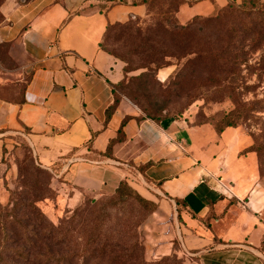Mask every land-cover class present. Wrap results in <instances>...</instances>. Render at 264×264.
I'll return each mask as SVG.
<instances>
[{
    "label": "crops",
    "instance_id": "obj_1",
    "mask_svg": "<svg viewBox=\"0 0 264 264\" xmlns=\"http://www.w3.org/2000/svg\"><path fill=\"white\" fill-rule=\"evenodd\" d=\"M119 1L2 0L0 157L4 142L23 133L59 193L73 204L84 193L111 194L126 180L158 209L165 202L172 216L178 215L177 201L185 204L181 227L175 222L178 248L189 263L264 264L258 167L247 189L232 190V178L218 169L228 168L226 160L215 166L216 156L183 143L190 133L183 121L156 123L123 96L106 122L115 100L112 84L122 80L124 63L100 42L108 23L146 13L143 5L126 0L131 6L125 9ZM120 129L124 137L105 155ZM230 129L222 133L225 151L236 145Z\"/></svg>",
    "mask_w": 264,
    "mask_h": 264
},
{
    "label": "trees",
    "instance_id": "obj_2",
    "mask_svg": "<svg viewBox=\"0 0 264 264\" xmlns=\"http://www.w3.org/2000/svg\"><path fill=\"white\" fill-rule=\"evenodd\" d=\"M162 1L167 2L168 5H162L160 0H131L132 5L145 7V15H134L127 21L107 25L100 47L125 62V66L122 80L112 84L115 100L106 111V122L122 98L118 90L142 81L146 84L151 77L157 79L158 71L164 67L176 65V70L168 78L162 80L159 77L157 80L163 83L172 80L176 86L182 84L186 76V68H195L200 65L217 68L216 71L222 78L218 77L214 82L233 81L232 75L238 73L237 65L240 63L237 56L246 49L255 50L264 45V14L261 0H241L240 3L236 0H227L221 7L216 5L215 0H211L216 6L210 14L196 15L183 23L177 16L180 7L184 4L194 5L201 0ZM155 3L162 12L154 13ZM145 17L148 22L140 26L138 20ZM222 20L227 21L221 24ZM218 24L223 27V37L220 42H215L211 37V29ZM115 31H118L119 38L124 42L121 53L112 51L105 45L107 38ZM126 40H130V43H126ZM138 69H144V71L137 76L129 75L130 72ZM209 79L211 77L207 78V76L206 79H199L195 83L196 88L204 87ZM124 95L132 101L131 95ZM134 104L137 105V103ZM144 116L156 123L170 118L169 116L151 117L149 114ZM179 118V116L174 117L177 120ZM242 118L243 111L239 108L232 109L214 125V130L221 135L227 128H237ZM123 137V131L120 129L117 138L110 141L104 154L109 155L113 144L122 140ZM26 146L32 154L30 146ZM249 152L257 151L251 146L242 149L240 154ZM30 160L32 161V158ZM9 167L8 164V169ZM141 170L144 171V168L142 167ZM46 171L29 163L27 172L20 171L22 182L18 183L14 190L8 189V202L6 204L0 202V264H90L92 261H99L96 264L101 262L107 264L176 263L174 254L148 262L144 257V246L139 241L137 231L127 229L123 222L113 223L108 210L124 206L128 202L135 201L152 212L157 208L156 203L142 197L126 180L120 182L115 192L108 194L111 197L108 205L101 203L98 207H91L88 203L84 207L79 206L86 199L90 198L91 201L94 199L93 196L84 193L82 200L75 205L71 216L59 224L52 223L37 207L38 201L48 198V187L51 186L50 180L53 179V174ZM56 192L59 197V191L56 190ZM87 205H90V208ZM181 205L185 206L181 201H177L178 219L183 223ZM25 209H30V215L21 214ZM95 210L97 214L94 224L79 237L74 231L81 223H79L81 212L92 213ZM61 244L67 246L56 250L55 247Z\"/></svg>",
    "mask_w": 264,
    "mask_h": 264
},
{
    "label": "rangeland",
    "instance_id": "obj_3",
    "mask_svg": "<svg viewBox=\"0 0 264 264\" xmlns=\"http://www.w3.org/2000/svg\"><path fill=\"white\" fill-rule=\"evenodd\" d=\"M236 1L237 3L241 2V0ZM215 2L216 5L221 7L226 4L227 0H215ZM261 2L264 14V0H261ZM118 3H123L122 7L124 8L125 6H131L126 2ZM160 3L164 6L168 5L167 2L162 0H160ZM216 5L211 0H201L194 5H183L178 11V18L183 22L195 14H208ZM154 9L155 14L162 12L161 9L157 8L156 3ZM123 13L125 14L126 10ZM224 21L222 20L221 24ZM138 22L140 26H144L148 19L145 17L139 19ZM228 23L231 22L228 21ZM211 37L213 41L220 42L223 37L222 25H215L211 29ZM125 42L130 43V40ZM123 43V40L119 38L118 31L112 33L105 41L108 49L117 53H121L124 49L122 48ZM237 57L240 63L237 65L238 73L232 75L233 81L221 80L220 82H214L216 78L221 79L222 77L217 73V68L205 65L186 68V76L179 86L174 85L172 80L165 83L157 80L159 77L162 80L168 78L176 70V65H171L160 69L157 79L151 77L146 84L142 81L136 85L127 86L123 90H118V93L126 98L127 96L124 94L131 95L132 101L137 103L135 105L143 115L149 114L151 117L169 116V120L172 121L177 120L174 117L179 116L178 120L183 121L185 127L190 130L189 136L183 142L186 146L190 144L191 150H197L206 157L216 156L212 162L215 166H218L219 162L222 163L223 160L227 161L224 165L228 168H223L220 165L218 169L223 177L232 178L233 184L228 185L232 190L243 191L247 189L252 183L251 178L254 174H257V167L260 183L264 189V45L255 50L246 49ZM123 63L125 66V62ZM143 71L144 69H138L130 72L129 75L137 76ZM160 72L162 73L160 74ZM206 76L207 78L211 77V79L206 81L204 87L196 88L195 83L199 79H206ZM235 108L243 111L242 121L237 128H231L234 130L229 135L232 140H235L234 144L237 146L230 144V147H227V151H225V143L227 142H225L222 134L218 135L216 133L214 125ZM26 145L28 144L23 133L11 135L8 141L3 144V154L0 157V202L2 204H6L9 200L8 189L14 190L18 183L22 182L20 171L27 172L29 163L47 170L38 163L33 151L32 154L29 153ZM251 146L257 151L256 153L240 154L242 149ZM29 154L30 157H28ZM30 158H32V161ZM7 163L10 166L9 169ZM46 172L50 173L49 170ZM49 180L48 178V183ZM50 181L48 198H42L38 201L37 207L48 220L54 224H59L72 215L75 204L69 201L64 194H60L58 197L57 184L53 182V179ZM132 181L135 182L134 179ZM129 185L133 187L131 184ZM140 195L147 199L142 194ZM109 198H111L110 195L102 194L94 197L92 201L90 198L86 199L79 206L83 205L84 207L88 203L91 207H98L101 203L108 205ZM154 203L157 204V208L153 212L143 208L137 202L131 201L124 206L109 209L108 213L112 216L114 224L123 222L127 229L137 231L139 241L144 246V257L148 262H154L165 255L174 254L176 257L175 264H191L187 260L189 256L184 253L181 254L182 250L178 248V228L181 227L178 215L172 216L171 210L166 211L165 202H162L160 209H158V203ZM90 205L87 206L90 208ZM29 210L25 209L21 214L28 216L30 215ZM89 214L91 215L89 216ZM96 214L97 210L92 211V213L81 212L79 221L81 223L75 228L74 233L77 232L79 237L83 236L85 231L94 224ZM175 221L178 222V228ZM260 225L264 227V223ZM79 240L81 241V239ZM168 242L173 243V247H168ZM66 246L61 244L56 246L55 249L61 250ZM96 263H99V261L90 262V264ZM169 263H173V261H169ZM101 264L107 263L101 262Z\"/></svg>",
    "mask_w": 264,
    "mask_h": 264
}]
</instances>
